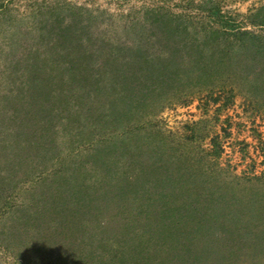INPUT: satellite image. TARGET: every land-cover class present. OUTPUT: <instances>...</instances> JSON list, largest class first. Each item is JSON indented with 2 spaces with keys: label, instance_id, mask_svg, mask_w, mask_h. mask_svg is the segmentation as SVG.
Here are the masks:
<instances>
[{
  "label": "trees",
  "instance_id": "1",
  "mask_svg": "<svg viewBox=\"0 0 264 264\" xmlns=\"http://www.w3.org/2000/svg\"><path fill=\"white\" fill-rule=\"evenodd\" d=\"M183 1L178 12L158 6L133 17L123 37L108 46L100 78H94L100 109H86L74 88L28 94L17 126L5 129L17 139L13 169L29 173L46 165L61 144L77 143L74 133H86L80 113L91 133L100 127V142L89 150L99 145L100 154H93L100 160L98 197H74L53 168L34 177L45 191L16 206L7 174L12 202L5 214L40 224L25 229L16 220L23 232L53 246L56 254L48 251L46 258L53 264H66L69 252L88 247L100 248V264H264V175L240 177L220 163L218 137L197 147L193 129H187L193 136L169 137L160 118L167 102L197 99L222 111L237 97L264 115V2L244 17L251 30L216 8L202 10L205 0ZM85 216V225L92 220L96 230L84 237ZM41 229L54 232L43 237ZM84 258L82 252L76 261Z\"/></svg>",
  "mask_w": 264,
  "mask_h": 264
},
{
  "label": "rangeland",
  "instance_id": "2",
  "mask_svg": "<svg viewBox=\"0 0 264 264\" xmlns=\"http://www.w3.org/2000/svg\"><path fill=\"white\" fill-rule=\"evenodd\" d=\"M263 2L205 0L200 6L202 10L216 8L231 23L256 30L243 20ZM186 5L182 0H0V264H53V259L49 261L46 258L56 254L51 252L53 246L45 247L47 243L31 230L27 234L21 230L35 229L40 224L27 225L16 219L22 223L19 228V223L5 214L12 202L8 200L11 196L7 192L8 172L13 177L11 188L16 189L13 200L16 206H21L22 200H31L32 196L45 191L34 177L41 174L40 170L49 173L53 168L59 169L65 177L66 188L74 197L100 195V160L93 156L94 153L100 154L99 145L93 148L95 152L89 151L91 144L100 142V127L91 133L88 130L90 124L84 121L85 113L80 115L81 122L87 127L86 133L72 135L76 136L77 143L61 144L62 148L56 149V154H50L52 160L38 169H27L29 173H17V168L13 169L11 155L17 154L13 149L17 139L9 137L5 129L17 126V117L25 106L23 99H27L28 94L31 97L38 92L74 88L76 95L85 97L86 109H100V81L94 78H100V62L104 60L108 46L123 37V30L133 17L140 16L149 8L159 6L178 12ZM190 8L197 9L196 5ZM176 102H167L160 117L169 137L170 132L177 133L178 137L194 134L197 147L199 144L208 147L212 138L218 137L223 147L220 159L223 166H232L240 177L264 175V115L256 108L241 97L222 111H217L216 105L199 103L197 99L188 104ZM92 114L100 122V111ZM188 127L195 132L187 133ZM65 137H70V134ZM68 156L60 164V160ZM27 187L33 190L29 194ZM98 202L100 204V197ZM88 218L85 216L82 220L83 228L79 232L84 237L96 230L92 220L89 226L85 225L89 223ZM40 231L43 237L54 232L53 229L45 233L42 229ZM89 248L77 250L74 255L73 251H68L70 259L66 264H78L76 258L82 252L86 258L80 264H100V248L96 251ZM86 253L91 254L94 260H89Z\"/></svg>",
  "mask_w": 264,
  "mask_h": 264
}]
</instances>
